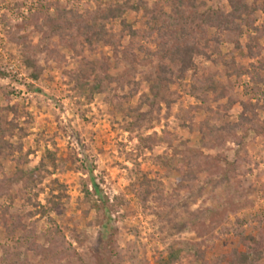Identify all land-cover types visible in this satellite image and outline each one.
<instances>
[{
	"label": "rangeland",
	"instance_id": "rangeland-1",
	"mask_svg": "<svg viewBox=\"0 0 264 264\" xmlns=\"http://www.w3.org/2000/svg\"><path fill=\"white\" fill-rule=\"evenodd\" d=\"M111 1L0 0V109L16 106L26 133L6 137L14 145L21 142L23 149L9 159L0 158V205L23 218L25 225L11 238L0 227V264L37 263L40 257L28 247L34 243L50 248L55 227L62 240L56 246L66 253L52 264H163L170 248L184 246L181 258L170 264H198L196 250L204 251L207 261L218 257L233 245L235 230L264 231V112L236 127L227 124L235 123L236 113L225 114L209 103L212 94L203 91L195 75L175 79L154 96L149 86L156 82L159 65L168 63L157 57L154 34L139 31V22L134 27L147 38L135 41L122 36L118 21L105 24L118 45L117 55L108 46L83 44L79 30L113 5ZM164 3L148 0L147 6L164 19L172 15ZM208 3L227 7L225 0ZM56 8L65 11L62 17ZM139 17L141 12H129L127 21ZM65 20L69 22L62 38L55 26ZM253 26L264 28V11L255 15ZM248 35L254 30L245 29L241 41ZM258 45V56L241 59L233 40H223L216 64L195 58L197 73L224 87L232 100L254 102L253 89L261 92L264 86L247 74L231 75L223 60L234 56V65L256 72L264 58V36ZM25 56L35 61L37 78L25 66ZM91 61L98 70L104 64L103 75L113 81L103 82L101 92L87 101L76 92L75 78L87 75L80 70ZM133 91L134 97L122 98ZM140 97L141 124L128 131L123 117ZM202 104L207 112L197 111ZM206 121L215 135L201 142L198 128ZM154 133L157 137L146 139ZM43 147L56 152L57 168L27 194L46 205L48 185L57 180L65 186V196L57 211L27 218L33 205L21 199V181H13V174L16 168L33 170ZM83 188L97 209L83 203Z\"/></svg>",
	"mask_w": 264,
	"mask_h": 264
},
{
	"label": "trees",
	"instance_id": "trees-1",
	"mask_svg": "<svg viewBox=\"0 0 264 264\" xmlns=\"http://www.w3.org/2000/svg\"><path fill=\"white\" fill-rule=\"evenodd\" d=\"M148 0H113L110 7L100 13L95 20L80 29V37L83 40V44L88 48L94 45L108 46L114 55L119 52L118 45L112 39L111 33L106 29V23L118 21L120 24V30L122 36H127L130 40H136L139 38L146 39L144 35H140L141 32H151L155 38L152 42L155 44V54L160 60L166 61L168 64H160V72L157 75L156 82L149 86V91L154 96L159 95L160 89H167V87L173 83L175 79L183 80L186 76H196V81L201 84L203 91L208 94H212L209 103L217 104L220 106L225 114L236 113V121H227V124L236 127L239 123H248L252 118L257 117V111L264 112V90L261 92L258 89H253V93L256 96L254 102L252 99H240L237 101L232 100L224 87H220L213 79L207 76H201L197 73V65L195 63L196 57H203L211 64H216L219 56V46L223 40H233L235 54L243 59H252L259 54L260 47L258 40L261 36H264V28L261 31L253 26L254 17L259 11H264V0H225L227 7H221L220 5L211 6L208 2L213 0H165V4H169L171 7V16L168 18H162L155 14V9L150 10L147 6ZM58 16L62 17L65 11H59ZM129 12L136 14L141 12V17L138 20L132 22L127 21ZM253 17V18H252ZM144 18V20H143ZM69 21H63L62 25L55 26V32L61 36V30L66 27ZM136 22H139L140 29H135ZM62 26V27H61ZM209 29L214 30L215 34L210 35ZM245 29L254 30V35H248L246 40L241 41V37L244 34ZM121 36V37H122ZM152 35H150L151 38ZM62 37V36H61ZM117 36L114 35V39ZM119 37V38H121ZM63 38V37H62ZM65 39V38H64ZM118 39V38H117ZM149 40V39H147ZM125 53V52H124ZM123 53V54H124ZM24 64L27 68L32 69V76L38 77V71L36 70V64L29 56L24 57ZM226 68H230L231 75L240 77L247 74L249 78L256 84L260 83L264 86V58L259 60L257 65L258 71L249 72L248 69H242L235 64V57L232 56L229 60L224 61ZM85 68H82L80 72L88 71L87 75H83L81 80L75 78L76 92L84 96L87 101L95 94L101 92L102 84L105 81H113L107 74L103 75L106 68L101 64V70H98L95 61L89 62ZM252 66V65H251ZM89 79V80H88ZM92 83L89 84L88 81ZM191 90L194 92L195 85H191ZM221 88V89H220ZM137 90V89H136ZM135 92H129L123 95V99L129 100L135 96ZM8 96H4L5 102L8 101ZM162 101L168 104L165 97H161ZM225 99L223 105L218 104L219 100ZM144 104V97H140L137 106L131 114H127L131 121H127V116L123 117L125 121L124 129L131 131L140 126L141 117L139 114L140 106ZM197 111L207 112L206 105L202 104L198 107ZM12 114V119L8 120L7 115ZM250 114V115H249ZM21 115L18 113L16 106L4 107L0 109V158L9 159L13 156L14 151L22 152L23 146L21 142L14 145L5 141L6 137H13L14 135L24 136L26 135L25 129L22 128L20 122ZM240 126V125H239ZM198 132L200 134V141L203 142L208 134H214L213 127H211L206 121L202 123ZM234 132V130H233ZM215 135V134H214ZM155 138L157 135L154 133L146 139ZM38 164L33 170L24 172L22 169L16 168L14 174L16 176L13 181H21L19 189L22 193L21 199L25 204H32L33 211L27 212L25 216L27 218L35 215L45 216L49 211L58 210L62 199L64 198L65 186L59 183L57 180L52 181V185H48L49 191L46 199V205H39L35 202L34 198L27 194V191L35 188L37 185L43 183L46 178H49L57 168L56 152L43 147L41 151ZM189 158V157H188ZM185 165H188L187 159ZM205 172V170H204ZM94 193L99 198L100 192L97 187L94 188ZM84 200L83 203L88 205V209H97L96 201L89 197L88 189L83 188ZM56 192V193H55ZM35 199L37 195H34ZM20 198V196H19ZM87 209V210H88ZM9 207L0 205V227H3L4 233L8 238L13 237L17 232L25 229L23 218L11 214ZM8 214H11L8 215ZM107 225L104 224V227ZM53 239L51 240V247L44 248L38 247L36 244H32L28 247V250L32 251L36 256L40 257L37 263H31L27 260L20 262L19 260L8 264H43L51 261V264L56 262L53 258L59 257L66 253V249L63 246L59 248L56 246L58 240L60 245L62 240L60 239V232L57 227L52 230ZM234 243L231 245L229 251L220 253L218 257L206 260L204 251H195V256L198 258V264H264V231L262 229L252 228L247 230H235L233 232ZM190 247V246H189ZM60 252L54 253V249ZM186 247L170 248L167 257L162 261L163 264H170L181 258V255L186 251ZM192 248V247H190ZM34 255V256H35ZM53 259V260H52Z\"/></svg>",
	"mask_w": 264,
	"mask_h": 264
}]
</instances>
